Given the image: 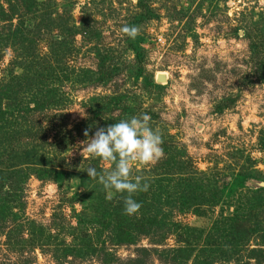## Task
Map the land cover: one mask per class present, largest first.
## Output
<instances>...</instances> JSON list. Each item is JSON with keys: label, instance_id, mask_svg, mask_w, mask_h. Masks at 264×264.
<instances>
[{"label": "rangeland", "instance_id": "obj_1", "mask_svg": "<svg viewBox=\"0 0 264 264\" xmlns=\"http://www.w3.org/2000/svg\"><path fill=\"white\" fill-rule=\"evenodd\" d=\"M144 113L164 156L133 199L171 202L118 243L97 219L127 193L76 145ZM0 264H264V0H0Z\"/></svg>", "mask_w": 264, "mask_h": 264}, {"label": "clouds", "instance_id": "obj_2", "mask_svg": "<svg viewBox=\"0 0 264 264\" xmlns=\"http://www.w3.org/2000/svg\"><path fill=\"white\" fill-rule=\"evenodd\" d=\"M120 33L135 39L140 30L136 26L125 24L120 28ZM150 119L151 117L144 113L107 127H97L91 135L90 129H86L83 132L85 139L76 145L82 157L98 158L110 165L114 164L111 171L99 175V183L109 200L113 198V190L115 193H127L124 197L123 212L128 216L136 214L141 207V204L133 199V195L146 192L150 187L148 183H142L140 176H136L134 182L130 180L133 165H154L164 156L162 137L158 131L151 129ZM85 171L88 178H97L95 167L89 166Z\"/></svg>", "mask_w": 264, "mask_h": 264}, {"label": "trees", "instance_id": "obj_3", "mask_svg": "<svg viewBox=\"0 0 264 264\" xmlns=\"http://www.w3.org/2000/svg\"><path fill=\"white\" fill-rule=\"evenodd\" d=\"M189 176V175H188ZM241 176L236 175V173H234L231 177V180L229 182H227V186L228 189L230 190H234L237 188L238 186V182H236V179H239ZM244 177V176H243ZM195 188H197L196 184L193 183L191 184ZM189 186V185H187ZM187 186L183 187L184 189H186L187 191ZM188 193H186V198H184V200L187 202L188 199L190 198L189 195L192 196V193L194 191H187ZM169 194H167L165 196L164 199L160 200V199H156L153 198V201L151 202V204H148L147 206L145 205L144 207H141L140 209L145 208L144 210H148V214L143 215L141 217V215L139 216V218H136V216H127L124 214L123 209L121 208V210H118V207L115 208V204L114 202H111L109 205V207H106L104 209V212H102V214H100L99 216H102L103 220L100 221L99 219L98 222L101 223V227L105 228V226H108L109 230H110V234L108 235V238L112 240L114 239L116 242L121 243V242H131L135 240V237H137L138 234H148V232L150 231V229H153V231H163L162 229L164 228V223H166V221H164V218H166L167 214L163 211L165 209V204L171 202V198H169ZM176 197H179L178 195H176ZM114 199H111L110 201H112ZM122 201H120L121 203ZM142 199H140V201L138 203H141ZM247 207H249L250 209L252 208V206H250V204L246 205ZM248 208V209H249ZM181 209V207L179 208ZM179 211H183L182 209ZM143 212V211H142ZM113 216L114 218L112 219V223L107 220L105 221L106 218H109ZM159 217V218H158ZM139 219V220H138ZM106 222V224L104 223ZM175 223V222H173ZM170 224V223H169ZM176 224V223H175ZM111 225V226H110ZM110 226V227H109ZM169 227L165 226V232H163V234L161 235V238L164 237L168 232H169ZM153 233V232H152ZM113 234V235H111ZM93 244V243H92ZM94 248L90 245V247L88 249H91L90 252L93 253Z\"/></svg>", "mask_w": 264, "mask_h": 264}, {"label": "water", "instance_id": "obj_4", "mask_svg": "<svg viewBox=\"0 0 264 264\" xmlns=\"http://www.w3.org/2000/svg\"><path fill=\"white\" fill-rule=\"evenodd\" d=\"M164 74L158 73L155 77L156 81L160 82L164 80Z\"/></svg>", "mask_w": 264, "mask_h": 264}]
</instances>
